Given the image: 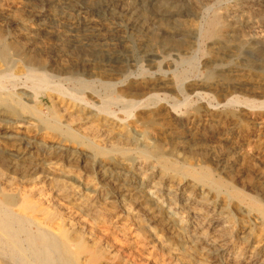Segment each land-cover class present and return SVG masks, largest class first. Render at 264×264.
<instances>
[{"label": "rangeland", "instance_id": "374dc122", "mask_svg": "<svg viewBox=\"0 0 264 264\" xmlns=\"http://www.w3.org/2000/svg\"><path fill=\"white\" fill-rule=\"evenodd\" d=\"M220 1L215 0V4L213 5L215 10L221 11L231 6L237 0ZM4 2L7 5L6 7L4 6ZM154 2L155 0H150L146 5V13L148 15L153 13ZM229 2L232 4H229ZM0 4V20L2 19V21H0V55L3 48H7L5 49L7 53V63L6 65L0 63V71L6 70L5 73L9 72L7 74L16 77L14 82L0 78V92L5 89L8 92L10 91V93L18 94L20 92L18 89L21 86L30 87V84L25 81L24 77H21L25 73L28 60L30 61L31 58H35L44 61L47 66H50L48 70L50 72H55L53 74L51 73L52 77L49 78L50 84H52L51 87L49 86L46 92L44 91L41 93V104H36L35 108H39V111L42 108L41 113H45L46 111L41 117H47L48 119L55 117L57 122L62 125H59L60 130L56 131L50 127V125L46 126L37 122L36 116L33 115L32 111L20 108L18 110V108H16L18 112L16 116H19L21 119L23 118V122L10 127V132L18 135L17 137L5 139L2 137L3 131L1 130H3V124L0 118V203L5 204L4 209L0 211V240H2L0 241V264H91L85 260L86 258L83 251H79L73 246L68 245L63 239L62 234L69 235L72 229L78 235L82 236V248L87 251L91 250L89 252L92 254L94 252L97 264H111V262L112 264H264V177H262L264 176V158L258 162L255 160L254 162L252 161V163L255 164H251L247 168L246 166L248 165L239 163L232 168V171H234L232 172L233 174H229L230 177L221 170L224 160L219 166L214 163L209 165L210 163L206 164L203 163L204 160H201L204 156L209 157L211 151L217 150V142H219V139H224V137L225 139L226 137L230 138L234 136L237 131L239 132V130L240 135L237 138V143L239 147H241L240 151L252 155L255 153L253 155L255 156L259 151L264 150V131L261 132L262 134L260 133L261 135H251L248 132V127H246V122L242 120L243 118L237 117V119L235 118L237 124L235 121L232 122L233 124L229 122L221 128L218 132L219 134L215 133L219 136L218 140L217 138L215 139L212 134L206 133V137L201 138L200 144L198 143L191 147L190 150H176L169 154L170 145L165 143L159 149H149L148 153L150 155H148V157H143L138 151L141 149V146H127V144L117 140L114 132L111 133V135L103 131V127L106 124L103 115H97L93 112L95 118L91 117V111L87 107L78 105L73 100L69 99L70 97L73 98V95H75L74 97L82 98L85 102L87 101L86 103L97 108L99 106V100L107 102L110 99H117L119 95L122 98H125V96L127 97L124 91L133 85L132 82L143 77H154L159 73L158 70L161 72L169 70L173 72L175 76H180L181 78L185 77L184 79L187 84L193 83L194 81L197 82V80L207 81L208 83H214L217 80L220 82L231 80L233 82L238 79L242 80L244 86H240V89L236 88L235 90H231L229 92L230 94H227V97H229L228 99L232 97L234 100V106H232L229 111L237 112L238 114L240 105L251 104L250 106L264 107V13L260 14L259 18H257L260 26L258 25L257 28L243 33L237 40H234L236 42L232 41L233 43L231 42L230 45H226L220 51L216 43L218 41L205 34V24L211 17L209 11H204L205 13L203 12L202 18L200 17L197 20L200 33L197 34V36L183 38L176 35L174 38H164V36L155 34L153 36L152 34L140 35L127 28L126 30L122 22L118 18H115L117 16L112 7L111 10L109 7L108 11L101 8V10L87 9L86 6L89 5L88 0H0ZM113 14L114 16H112ZM88 24L89 26H87ZM199 26H201L202 29ZM96 30L101 32L99 37L95 34ZM103 31H106V33ZM178 37H180V39ZM9 48L10 50H8ZM49 48H51V51ZM7 50L9 52H7ZM173 54H176V56L180 55V57H182L181 55L187 58L191 57L192 59L191 61L189 60L188 62L182 63L176 59V56ZM155 62L159 64L156 63V65ZM220 62L222 64H220ZM165 63L167 64L165 65ZM63 67L67 69L68 72H61L62 74H60L58 69ZM116 67L118 68L116 69ZM51 68H53V70ZM175 68H177V70ZM213 69L216 70L214 71ZM107 74H109V76ZM18 75L20 77H18ZM71 77L72 79H70ZM79 81L84 83L80 85ZM106 83L116 84L117 89L120 88L119 90H123V93H119L117 89H114V91L113 89H108L104 85ZM15 85L16 87L18 85L17 89ZM90 85L91 87H89ZM75 87H77L78 90ZM257 87L260 88L257 89ZM91 90L97 95L98 100L92 101L88 98L89 94L87 93L92 92ZM159 90L160 89H155L154 91L161 95L164 94L167 101L169 100L168 102L170 103L177 102L176 104H181L183 99H187L185 104H182L183 107L180 105L179 109L176 110L178 116L184 115L189 107H192V105L197 102L196 98L190 97L192 92L186 88L183 90L184 94H179L180 96L172 91L163 93ZM252 91H255V93ZM57 92L59 93L57 94ZM196 92L203 95V99L206 103H211L213 105L217 100H220L219 98L222 96L218 93H210L203 88L197 89ZM185 95H189L190 99L186 98ZM131 98H142V95L135 94L133 97L131 96ZM23 103L25 102L23 101ZM235 104L237 105L235 106ZM221 109L222 108H219L218 111H225L224 109L220 111ZM1 110H3L2 105H0V111ZM108 110L113 112L116 117L120 119L124 118L127 123L132 121V115L129 116L131 119L125 116L122 114L119 107L109 106ZM77 112L80 114V117L76 116ZM23 113L28 117L24 116ZM83 116L87 118H83ZM101 117H103L102 120ZM236 128L238 129L236 130ZM132 130L128 129L129 133L134 135L136 132ZM73 132L75 133L73 134ZM167 139L168 138L165 137V140ZM24 140L26 141L24 142ZM44 141L46 143L52 141L61 142L69 152L71 151L70 153H72V155H69V152L67 154H60L53 150H49L45 147ZM204 145L208 146L205 147ZM242 147L244 148L242 149ZM228 148L227 146L224 150L225 152L223 151L222 154L228 152ZM218 152L219 150L216 155ZM155 153L158 154L156 157L153 156ZM219 153H221V151ZM225 161H228L227 164L232 166L233 162L230 157L225 158ZM107 166H110V168L105 171L106 175L102 177L103 170ZM190 168L195 172L193 170L192 172ZM246 172H250V174L245 176ZM51 173H53V175ZM217 173L218 175H216ZM237 174H239L240 177ZM46 176H48L49 179H46ZM139 176H141L142 179ZM224 176L228 178L224 179ZM213 181L215 184L222 182V184H220V186H222H219V189L216 188L213 186ZM255 181H257V183ZM110 182L112 183L110 184ZM260 183H262V185ZM246 185H250L251 187ZM57 187L63 189L60 195L54 192ZM223 189H226V192ZM247 193H249V195ZM55 194L56 197L54 196ZM134 198L139 201H135ZM260 201L263 202L261 203ZM146 206L147 209L152 210V212L150 211L151 214L143 213ZM164 208L171 209L172 218L175 220L173 221V219H171L172 224H169L170 220L167 219V216L164 214ZM212 208L213 210H211ZM260 208L263 209L261 210ZM159 209H161L162 212L161 210L159 211ZM11 214H13V216ZM211 216L216 217H214V219ZM220 216L224 227L221 235L216 232L219 227L217 218ZM156 217L158 219H156ZM45 223H50L51 225L48 226V224L45 225ZM177 223H181L182 225L180 224L178 226ZM58 230L61 231V235ZM177 231L179 233H176ZM11 233L13 235H10ZM4 234L8 235L4 238ZM157 240L158 242H156ZM13 242L18 244L20 251L14 250ZM66 249L71 252H68ZM210 249H212V251ZM35 250L40 251V254L36 255L34 253L36 252ZM27 252L28 255L26 254Z\"/></svg>", "mask_w": 264, "mask_h": 264}, {"label": "bare ground", "instance_id": "6f19581e", "mask_svg": "<svg viewBox=\"0 0 264 264\" xmlns=\"http://www.w3.org/2000/svg\"><path fill=\"white\" fill-rule=\"evenodd\" d=\"M18 1V0H17ZM33 1V0H32ZM40 1V0H39ZM87 1V0H86ZM220 1V0H219ZM227 1V0H226ZM236 1V0H234ZM2 2V1H1ZM8 2V1H7ZM80 2V1H79ZM89 5H87V9L91 8V9H106L108 11L109 7L111 10V7L114 9V13L118 18L122 24L123 27L125 26V29L127 28L128 30H131L132 32L138 33L140 35L143 34H152V36L155 35H160V36H164V38H174V36L178 35L181 36L183 38H187V37H192V36H197V34L199 33V29L197 26V20L202 16L204 11H209L211 13V17L207 20L205 27H206V32L205 34L207 36H209L210 38H215L217 44H218V49H221L223 47H225L226 45H230V43L234 40H237L240 36L243 35V33H247L248 31L257 28L259 24V21L257 18H259L260 14L264 13V0H237L235 3H230L232 4L231 6L218 11L215 10L213 5L215 4V0H155L154 5H153V13L148 15L146 13V5L150 2V0H88ZM221 2V1H220ZM5 3V2H4ZM87 4V3H86ZM223 4V3H222ZM1 5V4H0ZM218 5V3H217ZM221 5V4H220ZM4 6L6 7V3L4 4ZM228 6V5H227ZM1 7V6H0ZM219 7V6H218ZM221 7V6H220ZM223 8V7H222ZM8 9V7H7ZM6 9V10H7ZM26 9V8H25ZM24 9V10H25ZM85 9V10H87ZM100 9V10H101ZM4 10V9H2ZM1 10V11H2ZM16 10V8H15ZM149 10V9H148ZM17 11V10H16ZM80 11V10H79ZM91 11V10H90ZM95 11V10H94ZM106 11V12H107ZM11 12V10H10ZM34 12V11H33ZM1 13V12H0ZM39 13V12H38ZM86 13V12H85ZM100 13V12H99ZM112 13V12H111ZM150 13V12H149ZM205 13V12H204ZM8 14V13H7ZM6 14V15H7ZM22 16V15H21ZM30 16V15H29ZM114 16V14L112 15ZM110 16V17H112ZM8 17V16H7ZM77 17V16H76ZM86 17V16H85ZM206 17V16H205ZM208 17V16H207ZM263 17V16H262ZM10 18V17H9ZM20 18V17H19ZM88 18V17H87ZM114 18V17H113ZM202 18V17H201ZM22 19V18H21ZM117 19V20H118ZM18 20V19H17ZM30 20V19H29ZM82 20V19H81ZM110 20V19H109ZM2 21V19L0 20ZM88 21V20H87ZM203 21V20H202ZM205 21V20H204ZM98 22V21H97ZM6 23V22H5ZM21 23V22H20ZM83 23V22H82ZM87 23V22H86ZM120 23V22H118ZM201 23V22H200ZM23 25V24H22ZM114 25V24H113ZM202 25V24H201ZM26 26V25H25ZM89 26V24L87 25ZM92 26V25H90ZM95 26V25H94ZM117 26V25H116ZM264 26V25H263ZM7 27V26H6ZM201 27V26H199ZM3 28V26H2ZM1 28V29H2ZM126 29V30H127ZM202 29V27H201ZM264 29V28H263ZM105 30V29H104ZM122 30V29H120ZM119 30V31H120ZM114 31V30H113ZM112 31V32H113ZM117 31V30H116ZM115 31V32H116ZM202 31V30H201ZM259 31V30H258ZM27 32V31H26ZM104 33H106V31H103ZM127 32V31H126ZM28 33V32H27ZM34 33V32H32ZM36 33V32H35ZM108 33V32H107ZM95 34L98 35V37L101 35L100 31H95ZM117 34V33H116ZM203 34V33H202ZM263 34V33H262ZM28 35V34H27ZM78 35V34H77ZM19 36V35H18ZM91 36V35H90ZM39 37V35H38ZM92 37V36H91ZM132 37V36H131ZM135 37V36H134ZM144 37V36H143ZM157 37V36H156ZM5 38V37H4ZM32 38V37H30ZM133 38V37H132ZM136 38V37H135ZM154 38V37H153ZM158 38V37H157ZM180 39V37H178ZM199 38V37H198ZM242 38V37H241ZM256 38V37H254ZM94 39V37H93ZM251 39V38H250ZM15 40V39H14ZM23 40V39H22ZM32 40V39H31ZM76 40V39H75ZM133 40V39H132ZM137 40V39H136ZM146 40V39H145ZM152 40V39H151ZM176 40V39H174ZM189 40V39H187ZM259 40V39H258ZM30 41V40H29ZM42 41V40H41ZM141 41V40H140ZM153 41V40H152ZM155 41V40H154ZM162 41V40H161ZM177 41V40H176ZM191 41V40H190ZM243 41V40H242ZM3 42V41H2ZM9 42V41H8ZM27 42V41H26ZM31 42V41H30ZM38 42V41H37ZM49 42V41H48ZM57 42V41H56ZM115 42V41H114ZM144 42V41H143ZM178 42V41H177ZM181 42V41H180ZM194 42V41H193ZM236 42V41H234ZM24 43V42H23ZM28 43V42H27ZM26 43V44H27ZM73 43V42H72ZM117 43V42H116ZM125 43V42H123ZM137 43V42H136ZM186 43V42H185ZM198 43V40H197ZM197 43L195 42V44L197 45ZM214 43V42H213ZM212 43V44H213ZM233 43V42H232ZM254 43V42H253ZM4 44V43H3ZM11 44V43H10ZM15 44V43H14ZM159 44V43H157ZM162 44V43H161ZM167 44V43H166ZM171 44V43H170ZM176 44V43H175ZM178 44V43H177ZM187 44V43H186ZM199 44V43H198ZM235 44V43H234ZM238 44V43H236ZM246 44V43H245ZM248 44V43H247ZM256 44V43H255ZM18 45V44H17ZM50 45V43H49ZM59 45V43H58ZM84 45V44H83ZM87 45V44H86ZM107 45V44H106ZM123 45V44H122ZM188 45V44H187ZM190 45V44H189ZM232 45V44H231ZM239 45V44H238ZM237 45V47H238ZM254 45V44H253ZM258 45V43H257ZM2 46V45H1ZM15 46V45H14ZM46 46V45H45ZM85 46V45H84ZM89 46V45H88ZM124 46V45H123ZM157 46V45H156ZM210 46V45H209ZM240 46V45H239ZM248 46V45H247ZM25 47V46H24ZM81 47V46H80ZM149 47V46H148ZM169 47V46H168ZM176 47V46H175ZM186 47V46H185ZM199 47V46H198ZM228 47V46H227ZM90 48V47H89ZM124 48V47H123ZM189 48V47H188ZM216 48V46H215ZM230 48V47H229ZM239 48V47H238ZM242 48V47H240ZM261 48V47H260ZM5 49L7 48H3V51L1 52L0 55V63H2V65H6L7 63V53L5 51ZM17 49V48H16ZM20 49V48H19ZM18 49V50H19ZM51 48H49L50 50ZM58 49V48H57ZM175 49V48H174ZM185 49V48H184ZM252 49V48H251ZM10 50V48L8 49ZM7 50V52H9ZM12 50V49H11ZM25 50V48H24ZM37 50V49H36ZM39 50V49H38ZM42 50V49H41ZM103 50V49H102ZM178 50V49H177ZM244 50V49H243ZM254 50V49H252ZM16 51V50H15ZM51 51V50H50ZM56 51V50H55ZM78 51V50H77ZM83 51V50H82ZM91 51V50H90ZM105 51V50H104ZM109 51V50H108ZM112 51V50H111ZM120 51V50H119ZM181 51V50H180ZM212 51V50H211ZM236 51V50H235ZM247 51V50H246ZM261 51V50H260ZM17 52V51H16ZM60 52V51H59ZM84 52V51H83ZM102 52V51H101ZM173 52V51H171ZM185 52V51H184ZM240 52V51H239ZM238 52V53H239ZM23 53V52H22ZM31 53V52H30ZM52 53V52H51ZM156 53V51H155ZM183 53V52H181ZM195 53V52H193ZM258 53V52H257ZM15 54V53H13ZM20 54V53H19ZM29 54V51H28ZM179 54V53H178ZM184 54V53H183ZM189 54V53H188ZM220 54V53H219ZM10 55V54H9ZM18 55V54H17ZM22 55V54H21ZM176 56V54H173ZM261 55V54H260ZM263 55V54H262ZM153 56V55H152ZM166 56V55H165ZM182 57L176 56L175 58L178 59L180 62L185 63L188 62L189 60L191 61V57L187 58V57H183V55H181ZM211 56V55H210ZM17 57V56H14ZM36 57V56H35ZM43 57V56H42ZM171 57V56H170ZM193 57V56H192ZM195 57V56H194ZM197 57V56H196ZM212 57V56H211ZM224 57V56H222ZM221 57V58H222ZM21 58V57H18ZM17 58V59H18ZM59 58V57H58ZM161 58V57H160ZM210 58V57H209ZM30 59V58H29ZM39 59V58H38ZM47 59V58H46ZM164 59V58H163ZM162 59V60H163ZM173 59V57H172ZM207 59V58H206ZM213 59V58H212ZM16 60V59H15ZM26 60V58H25ZM48 60V59H47ZM175 60V59H174ZM109 61V60H108ZM113 61V60H112ZM157 61V60H156ZM213 61V60H212ZM211 61V62H212ZM215 61V60H214ZM25 62V61H24ZM27 62V61H26ZM71 62V61H70ZM169 62V61H168ZM174 62V61H173ZM197 62V61H196ZM116 63V62H115ZM157 62H155L156 64ZM227 63V62H226ZM75 64V63H74ZM159 64V63H157ZM156 64V65H157ZM167 63H165L166 65ZM190 64V62H189ZM197 64V63H196ZM211 64V63H210ZM214 64V63H213ZM220 64H222L220 62ZM25 65V64H24ZM59 65V64H58ZM180 65V64H178ZM225 65V63H224ZM170 66V65H168ZM183 66V65H182ZM207 66V65H206ZM210 66V65H209ZM212 66V64H211ZM223 66V65H222ZM226 66V65H225ZM231 66V65H230ZM2 67V66H1ZM5 67V66H4ZM156 67V66H155ZM158 67V66H157ZM160 67V66H159ZM188 67V66H187ZM236 67V66H235ZM7 68V67H5ZM48 68H50V66H47L46 63L44 61L41 60H37L35 58H31L30 61L28 60V63L26 65V69H25V73L21 76L24 77L25 81L28 82L30 84V87L27 88V86H21L18 90H20V92L18 94H14V93H10V91H6L5 89L2 90L1 88V92H0V105H2L3 110L0 111V118H1V122L3 124V131L2 132V137L5 139H12L17 137L18 135L13 134L12 132H10V127L13 125H16L18 123H22L23 122V118H19V116L17 117L16 114L18 113L16 111V108L20 109H25V110H30L32 111L33 115L36 116V120L37 122L44 124L46 126L50 125V127H52L54 130L59 131L60 127L57 120L54 118L52 119H45L43 117H41V115H44L46 113H41V109L40 111L38 109L35 108L36 104H41V93H43L44 91L46 92V90L49 88V86L51 87L52 84H50L51 82L49 81L52 77L51 73L53 74L54 72L52 71L53 68H51L50 70L52 72H50L48 70ZM84 68V67H83ZM118 67H116L117 69ZM164 68V67H163ZM209 68V67H208ZM213 68V67H210ZM240 68V67H239ZM111 69V68H110ZM174 69V68H172ZM171 69V70H172ZM177 70V68H175ZM249 69V68H248ZM92 70V69H91ZM152 70V69H151ZM154 70V67H153ZM175 70V71H176ZM214 70V69H213ZM216 70V69H215ZM214 70V71H215ZM219 70V69H218ZM6 71V70H5ZM4 70L0 71V78H4L7 79L11 82H14L16 80V77L11 75V74H7L5 73ZM9 71V70H8ZM50 73H48V72ZM156 71V70H155ZM213 71V72H214ZM245 71V70H244ZM58 72H60V74L62 73H66L68 72L67 69L61 68L58 69ZM62 72V73H61ZM145 72V71H144ZM159 73H157L156 76H149V77H143L140 78L139 80L132 82L133 85L127 89L126 91H124V93L127 94V97L125 96V98H122L120 95L117 97V99H110L107 102H102L99 100V106L97 108H95L92 105H89L88 103H86L84 101V99L82 98H78V97H74L75 95H73V98H69L71 100H73L76 104L78 105H83V107H87L91 112H90V116L95 118V115L93 112H95V114H99V115H103L105 117V126L103 127V131L106 134H111L114 132V135L116 136L117 140L127 144V146H141V149L138 150L140 155L143 157H148V155H150L148 153L149 149H159L161 148L165 143H168L170 145V153L177 151H187L190 150L191 147L197 145L201 138H205L206 137V133H210L214 136V138L217 140L219 139V136L216 135L215 133H218L221 128H223V126L229 122H234L235 118L237 119V117H242L249 129V133L253 136H257L258 134H260L261 132L264 131V107H258V106H250V105H240L239 110H238V114L237 112H232L229 111L231 109L232 106H234V100L231 97L230 99H228L229 97H227V94L231 91V90H235L236 88L240 89V86H244L242 83V80H235L232 82L231 81H225V82H220V81H216L214 83H208L207 81H198L197 82H193L190 84H187L185 82V77L181 78L180 76H175L173 74V72H170L169 70L161 72L160 70H158ZM188 72V71H187ZM186 72V73H187ZM195 72V71H194ZM220 72V71H219ZM222 72V71H221ZM150 73V71H149ZM153 73V72H152ZM176 73V72H175ZM184 73V72H183ZM197 73V72H196ZM215 73V72H214ZM239 73V72H238ZM15 74V73H14ZM18 74V73H17ZM110 74V73H109ZM109 74H107L109 76ZM117 74V73H116ZM139 74V73H138ZM136 74V75H138ZM144 74V73H143ZM146 74V73H145ZM223 74V73H222ZM235 74V73H234ZM105 75V74H104ZM148 75V74H146ZM182 75V74H181ZM198 75V74H197ZM229 75V74H228ZM116 76V75H115ZM132 76V75H131ZM143 76V75H142ZM141 76V77H142ZM213 76V75H212ZM215 76V75H214ZM235 76V75H233ZM239 76V75H238ZM245 76V75H244ZM247 76V75H246ZM250 76V75H249ZM18 77H20L18 75ZM58 77V76H57ZM130 77V76H129ZM134 77V76H133ZM139 77V76H138ZM222 77V76H221ZM220 77V78H221ZM64 78V77H63ZM237 78V77H236ZM262 78V77H261ZM68 79V78H67ZM72 79V77L70 78ZM127 79V78H126ZM184 79V80H183ZM200 79V78H199ZM216 79V78H215ZM223 79V78H222ZM228 79V78H227ZM245 79V78H244ZM1 80V79H0ZM3 80V79H2ZM21 80V79H20ZM19 80V81H20ZM108 80V78H107ZM117 80V79H116ZM122 80V79H121ZM133 80V79H132ZM187 80V79H186ZM211 80V79H210ZM221 80V79H220ZM229 80V79H228ZM246 80V79H245ZM260 80V79H259ZM4 81V80H3ZM18 81V82H19ZM73 81V80H72ZM71 81V82H72ZM77 81V80H75ZM84 81V80H83ZM112 81V80H110ZM130 81V80H129ZM248 81V80H247ZM256 81V80H254ZM262 81V80H261ZM6 82V81H5ZM68 82V81H67ZM118 82V81H117ZM125 82V81H124ZM128 82V81H127ZM260 82V81H259ZM258 82V83H259ZM17 83V82H16ZM76 83V82H75ZM84 82L79 81V84H83ZM121 83V81H120ZM245 83V82H244ZM252 83V82H251ZM262 83V82H260ZM259 83V84H260ZM264 83V82H263ZM7 84V83H6ZM59 84V83H58ZM65 84V83H64ZM78 84V83H77ZM248 84V83H247ZM258 84V85H259ZM55 85V83H54ZM102 85V84H101ZM108 89L114 91V89H117V85L116 84H111V83H106L104 84ZM124 85V84H122ZM256 85V84H255ZM16 87V85H15ZM18 87V85H17ZM16 87V89H17ZM91 87V85L89 86ZM116 87V88H115ZM246 87V85H245ZM7 88V87H6ZM77 90L78 88L75 87ZM82 88V87H81ZM100 88V87H99ZM184 88L188 89L190 92H192V95L190 96L191 98H196L197 102L194 103V105H192V107H189L188 111L182 115V116H178L176 114V110L179 109L180 105L181 107H183V105L185 104L187 99H183L182 103H170L167 101L166 96L163 94H158L156 93L154 90L155 89H160L159 91L167 92V91H172L177 93V95L182 94ZM199 88H203L206 91L210 92V93H218L219 95H222L221 98H219L220 100H217L214 105L211 103H206L203 99V95L201 93L196 92L197 89ZM250 88V87H248ZM252 88V87H251ZM254 88V87H253ZM260 87H257V89ZM12 89V88H10ZM55 89V88H54ZM86 89V87H85ZM88 89V88H87ZM90 89V88H89ZM103 89V88H102ZM106 89V88H104ZM120 88H118L117 90H119ZM123 89V88H122ZM244 89V88H243ZM263 89V87H262ZM15 90V89H12ZM57 90V88H56ZM58 90H59V85H58ZM63 90V89H62ZM60 90V91H62ZM83 90V89H82ZM81 90V91H82ZM93 90V89H92ZM91 90V91H92ZM247 90V89H246ZM250 90V89H249ZM255 90V89H254ZM51 91V90H50ZM59 91V92H60ZM104 91V90H102ZM112 91V92H113ZM123 91V90H122ZM121 90H119V93H123ZM256 91V90H255ZM255 91H252L253 93H255ZM262 91V90H261ZM49 92V91H47ZM56 92V91H55ZM57 92V94L59 93ZM68 92V91H66ZM88 92V91H87ZM96 92V91H95ZM105 92V91H104ZM117 92V93H118ZM17 93V92H16ZM50 93V92H49ZM62 93V92H61ZM109 93V92H108ZM107 93V94H108ZM204 93V92H203ZM234 93V92H233ZM240 93V92H239ZM244 93V92H243ZM258 93V91H257ZM69 94V93H67ZM89 94L90 100L92 101H96L98 100L97 95L92 91L87 93ZM135 94H141L142 98H137V99H133L131 98V96L133 97ZM168 94V93H167ZM184 94V93H183ZM207 94V93H206ZM205 94V95H206ZM230 94V93H229ZM63 95V94H62ZM66 95V94H65ZM64 95V97H65ZM80 95V94H79ZM102 95V94H101ZM190 95V94H189ZM186 96V98L190 99V97ZM209 95V94H208ZM215 95V94H214ZM69 96V95H67ZM111 96V95H110ZM174 96V95H173ZM172 96V97H173ZM180 96V95H179ZM236 96V95H235ZM263 96V95H262ZM184 97V96H183ZM215 97V96H214ZM62 98V97H61ZM178 98V97H177ZM185 98V97H184ZM206 98V96H205ZM213 98V97H212ZM217 98V99H218ZM236 98V97H235ZM49 99V98H48ZM51 99V98H50ZM56 99V98H55ZM193 100V99H192ZM191 100V102H192ZM23 101L25 103H23ZM52 101V100H51ZM181 101V100H180ZM214 101V100H213ZM237 101V100H236ZM244 102V101H243ZM53 103V102H52ZM190 103V102H189ZM253 103V102H252ZM255 103V102H254ZM259 103V102H258ZM43 104V103H42ZM54 104V103H53ZM183 104V105H182ZM257 104V103H256ZM263 104V103H262ZM52 105V104H51ZM73 105V104H72ZM188 105V104H187ZM237 104H235L236 106ZM54 106V105H53ZM52 106V108H53ZM109 106H115V107H119L120 111L122 112V114H124L125 116L129 117L130 115H132V121L130 123H127L126 120L124 118L120 119L118 117L115 116V114L111 111L108 110ZM55 108V106H54ZM53 108V109H54ZM82 108V107H81ZM222 108L225 111L224 112H219L218 109ZM181 109V108H180ZM184 109V108H183ZM222 109L220 111H222ZM238 109V108H237ZM67 110V109H66ZM82 110V109H81ZM88 110V111H89ZM66 112V111H65ZM69 112V111H68ZM185 112V110H184ZM27 113V112H26ZM55 113V112H54ZM117 113V112H116ZM120 113V112H119ZM118 113V114H119ZM31 114V113H30ZM29 114V115H30ZM56 114V113H55ZM121 114V113H120ZM24 115V113H23ZM22 115V117H23ZM27 116V115H24ZM47 116V115H46ZM56 116V115H55ZM77 117H80V114L77 112L76 114ZM82 116V115H81ZM28 117V116H27ZM72 117V116H71ZM86 117V116H85ZM83 116V118H85ZM97 117V116H96ZM31 118V117H30ZM75 118V117H74ZM82 118V119H83ZM87 118V117H86ZM130 118V117H129ZM72 119V118H71ZM78 119V118H77ZM103 119V117H101V120ZM131 119V118H130ZM75 120V119H74ZM73 120V121H74ZM99 120V118H98ZM239 120V119H238ZM30 121V120H29ZM91 121V119H90ZM128 121V119H127ZM241 121V120H240ZM76 122V121H75ZM92 122V121H91ZM82 123V122H81ZM97 123V122H96ZM236 123V121H235ZM242 123V122H241ZM63 124V123H62ZM84 124V122H83ZM233 124V123H232ZM237 124V123H236ZM30 125V124H29ZM91 125V123H90ZM93 125V124H92ZM229 125V124H228ZM27 126V125H26ZM62 126V125H61ZM65 126V125H64ZM67 126V125H66ZM83 126V125H82ZM88 126V125H87ZM240 126V125H239ZM245 127V128H246ZM226 128V127H225ZM65 129V128H64ZM88 129V128H87ZM128 129H133L136 133L134 135H132L131 133H129ZM238 128H236L237 130ZM242 129V128H241ZM247 129V130H248ZM67 130V128H66ZM69 130V127H68ZM84 130V129H83ZM132 130V131H133ZM235 130V131H236ZM243 130V129H242ZM63 131V130H62ZM93 131V130H92ZM226 131V130H225ZM72 132V131H71ZM94 132V131H93ZM131 132V131H130ZM223 132V130H222ZM231 132V131H230ZM233 132V131H232ZM16 133V132H15ZM75 132H73L74 134ZM242 133V132H241ZM93 134V133H92ZM131 134V135H130ZM219 134V133H218ZM245 134V133H244ZM262 134V133H261ZM260 134V135H261ZM112 135V134H111ZM226 135V134H225ZM240 135V130L239 132L237 131V133L228 138L224 137V139H219L217 142L218 146H217V150H213L211 151L210 156H204L202 157L201 160H204L203 163H210L209 165H211V163L216 164L217 166H219V164L221 165V162L224 160V164L223 166H221V170L225 173V174H231L232 168H234L235 166H237L239 163L242 165H248L246 166L249 167V165L251 164H255L252 163V161L254 162V160L256 162L260 161L261 159L264 158V150L261 151H257L258 154L253 156L255 153L250 154V153H244L240 151L239 144L237 143V138ZM76 136V135H75ZM108 136V135H107ZM212 136V138H213ZM218 136V137H216ZM243 136V135H241ZM65 137V136H64ZM79 137V135H78ZM165 137H167L168 139L165 140ZM210 137V135H209ZM223 137V136H222ZM246 137V136H245ZM259 137V136H258ZM23 138V137H22ZM82 138V137H81ZM86 138V137H85ZM248 138V137H247ZM246 138V139H247ZM264 138V137H263ZM112 139V138H111ZM259 139V138H258ZM262 139V138H261ZM260 139V140H261ZM84 140V139H83ZM213 140V139H212ZM244 140V139H243ZM252 140V139H251ZM257 140V139H256ZM21 141V139H20ZM26 140H24L25 142ZM86 141V139H85ZM167 141V142H166ZM204 141V140H203ZM262 141V140H261ZM45 142V141H44ZM109 142V141H108ZM114 142V141H113ZM208 142V141H207ZM210 142V141H209ZM239 142V141H238ZM264 142V141H263ZM91 143V142H90ZM110 143V142H109ZM116 143V142H115ZM205 143V141H204ZM213 143V142H212ZM246 143V142H245ZM18 144V143H17ZM45 147L49 150H53L56 153H60V154H64V153H68L69 150L61 143V142H49V143H44ZM200 144V143H199ZM251 144V143H250ZM249 144V145H250ZM92 145V144H91ZM104 145V144H103ZM109 145V144H108ZM212 145V144H211ZM256 145V144H255ZM263 145V144H262ZM126 146V145H125ZM205 146V145H204ZM208 146V145H207ZM205 146V147H207ZM227 146L229 147V151L222 154V152L225 150V148H227ZM247 146V145H246ZM96 147V146H95ZM211 147V146H209ZM208 147V148H209ZM214 147V146H213ZM252 147V146H251ZM102 148V145H101ZM107 148V147H106ZM124 148V147H123ZM136 148V147H135ZM199 148V147H198ZM244 147H242L243 149ZM250 148V147H249ZM126 149V148H125ZM131 149V148H130ZM214 149V148H212ZM95 150V149H94ZM103 150V149H102ZM108 150V149H107ZM119 150V149H118ZM127 150V149H126ZM209 150V149H208ZM219 150V152L221 151V153L218 152V154L216 155L217 151ZM256 150V149H255ZM136 151V150H135ZM71 152V151H70ZM68 153L69 155H72V153ZM77 152V151H76ZM79 152V151H78ZM104 152V151H103ZM107 152V151H106ZM151 152V151H150ZM208 152V151H206ZM225 152V151H224ZM246 152V151H245ZM253 152V150H252ZM7 153V152H6ZM100 153V152H99ZM124 153V152H123ZM154 153V152H153ZM167 153V152H166ZM190 153V152H188ZM204 153V151H203ZM202 153V155H203ZM23 154V153H22ZM117 154V153H115ZM130 154V153H129ZM168 154V155H169ZM199 154V153H198ZM207 154V153H205ZM15 155V154H13ZM29 155V154H28ZM86 155V153H85ZM88 155V154H87ZM114 155V154H113ZM152 155V154H151ZM158 154H154L153 156L156 157ZM165 155V154H164ZM173 155V154H172ZM178 155V154H176ZM185 155V154H184ZM196 155V153H195ZM22 156V155H21ZM20 156V157H21ZM56 156V154H55ZM151 156V157H153ZM27 157V156H26ZM57 157V156H56ZM67 157V155H66ZM65 157V158H66ZM169 157V156H168ZM172 157V156H171ZM184 157V156H183ZM230 157L232 159V166H230V164H227L228 161H225V158ZM13 158V157H12ZM19 158V157H18ZM76 158V157H75ZM118 158V157H117ZM163 158V157H162ZM170 158V157H169ZM168 158V160H169ZM199 158V157H198ZM197 158V159H198ZM151 159V158H150ZM160 159V158H159ZM175 159V158H174ZM178 159V158H177ZM176 159V161H177ZM184 159V158H183ZM190 159V158H189ZM12 160V159H10ZM28 160V159H27ZM146 160V159H145ZM155 160V159H154ZM173 160V159H172ZM199 160V159H198ZM200 160V161H201ZM33 161V160H31ZM30 161V162H31ZM161 161V160H160ZM196 161V160H195ZM198 161V162H200ZM10 162V161H9ZM18 162V161H17ZM26 162V161H25ZM165 162V160H164ZM170 162V160H169ZM173 162V161H172ZM178 162V161H177ZM197 162V161H196ZM21 163V162H20ZM29 163V162H28ZM103 163V162H102ZM144 163V162H143ZM150 163V162H149ZM192 163V162H191ZM202 163V161H201ZM231 163V162H230ZM18 164V163H16ZM50 164V163H49ZM48 164V165H49ZM58 164V163H57ZM159 164V163H158ZM173 164V163H171ZM181 164V163H180ZM188 164V163H187ZM196 164V163H195ZM263 164V163H262ZM24 165V164H23ZM34 165V164H33ZM41 165V164H40ZM45 165V164H44ZM52 165V164H51ZM150 165V164H149ZM148 165V167H149ZM154 165V164H153ZM170 165V164H169ZM175 165V164H174ZM191 165V164H190ZM204 165V164H203ZM29 166V165H28ZM47 166V165H46ZM101 166V164H100ZM113 166V165H112ZM146 166V165H145ZM152 166V165H151ZM166 166V165H165ZM184 166V165H182ZM187 166V165H186ZM200 166V165H199ZM202 166V165H201ZM213 166V165H212ZM258 166V163H257ZM256 166V167H257ZM262 166V165H261ZM58 167V166H57ZM157 167V166H156ZM180 167V166H179ZM189 167V166H188ZM204 167V166H203ZM209 167V166H208ZM245 167V166H244ZM252 167V166H251ZM260 167V166H259ZM27 168V167H26ZM42 168V167H41ZM46 168V167H45ZM101 168V167H100ZM110 168V166H107L104 168L103 173H102V177H104L105 171H107ZM117 168V167H116ZM120 168V167H119ZM173 168V167H172ZM181 168V167H180ZM185 168V167H184ZM192 168V167H191ZM190 168V169H191ZM197 168V167H196ZM206 168V167H205ZM214 168V167H213ZM34 169V168H33ZM112 169V168H111ZM161 169V168H160ZM183 169V168H181ZM180 169V171H181ZM217 169V168H216ZM241 169V168H240ZM256 169V168H255ZM45 170V169H44ZM140 170V169H139ZM138 170V171H139ZM185 170V169H184ZM193 169H191L192 171ZM196 170V169H195ZM200 170V169H199ZM207 170V169H206ZM264 170V168H263ZM52 171V170H51ZM100 171V170H99ZM113 171V170H112ZM117 171V170H116ZM146 171V170H145ZM164 171V170H163ZM167 171V170H166ZM194 171V170H193ZM192 171V172H193ZM201 171V170H200ZM236 171V170H235ZM247 171V169H246ZM253 171V170H252ZM41 172V171H40ZM47 172V171H46ZM50 172V171H49ZM53 172V171H52ZM115 172V171H114ZM174 172V171H173ZM177 172V171H176ZM179 172V171H178ZM187 172V171H186ZM190 172V171H189ZM195 172V171H194ZM241 172V171H240ZM239 172V173H240ZM264 172V171H263ZM42 173V172H41ZM48 173V172H47ZM57 173V171H56ZM60 173V172H59ZM136 173V172H135ZM144 173V172H143ZM147 173V172H146ZM199 173V172H198ZM210 173V172H209ZM208 173V174H209ZM238 173V172H237ZM242 173V172H241ZM255 173V172H254ZM31 174V173H29ZM45 174V172H44ZM53 175V173H51ZM112 174V173H111ZM117 174V173H116ZM119 174V171H118ZM139 174V173H138ZM137 174V175H138ZM142 174V173H141ZM192 174V173H190ZM195 174V173H194ZM193 174V175H194ZM211 174V173H210ZM233 174V173H232ZM250 172H246V175H249ZM252 174V173H251ZM61 175V174H58ZM122 175V174H121ZM127 175V174H126ZM167 175V174H166ZM207 175V174H206ZM205 175V176H206ZM218 175V173L216 174ZM239 176V174H237ZM241 175V174H240ZM243 175V174H242ZM260 175V174H258ZM203 176V175H202ZM210 176V175H209ZM214 176V175H213ZM212 176V177H213ZM251 176V175H250ZM261 176V175H260ZM107 177V176H106ZM112 177V176H111ZM127 177V176H125ZM138 177V176H137ZM141 178V176H139ZM144 177V176H143ZM197 177V176H194ZM230 177V176H229ZM240 177V176H239ZM244 177V176H243ZM253 177V176H251ZM264 177V176H262ZM39 178V176H38ZM46 179H49L48 176L45 177ZM44 178V179H45ZM199 178V177H198ZM211 178V177H210ZM208 178V179H210ZM226 177L224 176V179ZM228 178V177H227ZM226 178V179H227ZM247 178V177H246ZM245 178V179H246ZM256 178V177H254ZM102 179V178H101ZM111 179V178H110ZM139 179V178H137ZM142 179V178H141ZM207 179V180H208ZM253 179V178H252ZM262 179V178H261ZM36 180V179H35ZM113 180V179H112ZM132 180V179H131ZM238 180V179H237ZM254 180V179H253ZM135 181V180H134ZM211 181V180H209ZM208 181V182H209ZM215 181V180H214ZM213 181V186H215L216 188H220V184H215ZM228 181V180H226ZM239 181V180H238ZM237 181V182H238ZM243 181V180H242ZM241 181V182H242ZM116 182V181H115ZM159 182V181H158ZM212 182V181H211ZM217 182V181H216ZM220 182V181H219ZM225 182V181H223ZM230 182V181H229ZM239 182V183H241ZM244 182V181H243ZM257 183V181H255ZM112 182H110L111 184ZM163 183V182H162ZM173 183V181H172ZM178 183V182H177ZM227 183V182H226ZM225 183V184H226ZM249 183V182H248ZM42 184V183H41ZM115 184V183H114ZM118 184V183H117ZM194 184V183H193ZM224 184V185H225ZM259 184V182H258ZM257 184V185H258ZM262 185V183H260ZM49 185V183H48ZM133 185V184H132ZM209 185V184H208ZM223 185V186H224ZM230 185V184H229ZM264 185V184H263ZM220 186V187H219ZM228 186V184H227ZM245 186V185H244ZM251 187L250 185H246ZM259 186V185H258ZM198 187V186H197ZM209 187V186H208ZM229 187V186H228ZM255 187V186H254ZM257 187V186H256ZM147 188V187H145ZM150 188V187H149ZM194 188V187H193ZM200 188V187H199ZM226 188V187H223ZM233 188V187H232ZM122 189V188H121ZM134 189V188H133ZM176 189V188H175ZM205 189V188H204ZM230 189V188H229ZM236 189V188H235ZM244 189V187H243ZM246 189V188H245ZM125 190V189H124ZM137 190V189H135ZM134 190V191H135ZM152 190V189H151ZM154 190V189H153ZM224 190V189H223ZM226 190V189H225ZM224 190V191H225ZM242 190V189H240ZM239 190V191H240ZM253 190V189H251ZM259 190V189H258ZM257 190V191H258ZM61 191H63L62 188L57 187L56 190L54 192H56L58 195L61 194ZM119 191L121 192V190L119 189ZM145 191V190H144ZM143 191V192H144ZM150 191V190H149ZM169 191V190H168ZM198 191V190H197ZM222 191V190H221ZM234 191V190H233ZM248 191V190H247ZM254 191V190H253ZM256 191V190H255ZM117 192V191H116ZM153 192V191H152ZM158 192V191H156ZM209 192V190H208ZM226 192V191H225ZM232 192V191H231ZM242 192V191H240ZM172 193V192H171ZM198 193V192H197ZM207 193V192H206ZM228 193V191H227ZM238 193V192H237ZM246 193V192H245ZM254 193V192H253ZM252 193V194H253ZM263 193V192H262ZM150 194V193H149ZM155 194V193H154ZM200 194V193H199ZM249 195V193H247ZM245 194V195H247ZM128 195V194H127ZM130 195V194H129ZM135 195V193H134ZM146 195V194H145ZM148 195V194H147ZM153 195V194H152ZM173 195V193H172ZM208 195V194H207ZM56 197V194L54 195ZM104 196V195H103ZM125 196V195H123ZM137 196V194H136ZM149 196V195H148ZM228 196V195H227ZM253 196V195H252ZM98 197V196H97ZM100 197V195H99ZM118 197V196H117ZM132 197V196H131ZM140 197V195H139ZM172 197V196H171ZM229 197V196H228ZM246 197V196H245ZM257 197V196H256ZM263 197V196H262ZM107 198V197H106ZM133 198V197H132ZM157 198V197H156ZM187 198V197H186ZM212 198V197H211ZM248 198V197H247ZM252 198V197H251ZM255 198V197H254ZM100 199V198H99ZM173 199V198H172ZM203 199V198H202ZM206 199V198H205ZM209 199V198H208ZM233 199V198H232ZM236 199V198H235ZM123 200V199H122ZM135 200V198H134ZM133 200V201H134ZM245 200V198H244ZM243 200V201H244ZM260 200V199H259ZM137 201V200H135ZM134 201V202H135ZM139 201V200H138ZM137 201V202H138ZM153 201V200H152ZM209 201V200H208ZM251 201V199H250ZM249 201V202H250ZM141 202V201H140ZM210 202V201H209ZM241 202V201H240ZM256 202V201H255ZM261 202V201H260ZM263 202V201H262ZM261 202V203H262ZM105 203V202H104ZM128 203V202H126ZM136 203V202H135ZM158 203V202H157ZM258 203V201H257ZM103 204V203H102ZM134 204V203H133ZM138 204V203H137ZM135 204V205H137ZM169 204V203H168ZM104 205V204H103ZM120 205V204H119ZM141 205V204H140ZM185 205V204H184ZM214 205V204H213ZM255 205L257 206V204L255 203ZM5 204L4 203H0V211H2V209H4ZM121 206V205H120ZM129 206V205H128ZM206 206V205H205ZM263 206V205H262ZM261 206V207H262ZM20 207V206H19ZM145 207V206H142ZM158 207V205H157ZM169 207V206H168ZM203 207V206H202ZM209 207V206H208ZM260 207V206H259ZM122 208V207H121ZM140 208V207H139ZM167 208V207H166ZM36 209V208H35ZM130 209V208H129ZM142 209V208H140ZM219 209V208H218ZM261 209V208H260ZM263 209V208H262ZM261 209V210H262ZM161 209H159L160 211ZM171 209H163L164 214L167 216V219L170 220L169 224H172L171 219L172 218V213L170 211ZM213 210V208L211 209ZM258 210V209H257ZM127 211V208H126ZM150 211L152 212V210L144 209L143 213L146 214H151ZM190 211V210H189ZM196 211V210H195ZM220 211V210H219ZM264 211V210H263ZM157 212V211H156ZM155 212V213H156ZM162 212V210H161ZM160 212V213H161ZM258 212V211H257ZM32 213V212H31ZM94 213V212H93ZM194 213V212H193ZM262 213V212H261ZM6 214V213H5ZM8 214V213H7ZM177 214V213H176ZM175 214V215H176ZM209 214V213H208ZM13 216V214H11ZM36 215V214H35ZM155 215V214H154ZM153 215V216H154ZM262 215V214H261ZM11 216V217H12ZM16 216V215H15ZM38 216V215H37ZM148 216V215H147ZM156 216V215H155ZM154 216V217H155ZM164 216V215H163ZM217 216V214H216ZM214 216V217H216ZM226 216V215H225ZM201 217V216H200ZM212 217V216H211ZM212 217V218H214ZM10 218V217H9ZM20 218V217H19ZM22 218V217H21ZM27 218V217H26ZM37 218V217H36ZM206 218V217H205ZM156 219H158L156 217ZM153 219V220H156ZM166 219V218H165ZM166 219V220H167ZM215 219V218H214ZM213 219V220H214ZM179 220V219H177ZM176 220V221H177ZM40 221V220H39ZM173 221H175L173 219ZM209 221V220H208ZM217 221H219V227L218 230L216 231L218 234H222L224 227H223V223L221 222V216L217 218ZM6 223V222H5ZM208 223V222H207ZM212 223V222H211ZM48 224V226H50V223H45V225ZM168 224V222H167ZM181 224V223H180ZM179 223H177V225H180ZM210 224V223H209ZM213 224V223H212ZM34 225V224H33ZM165 225V224H164ZM182 225V224H181ZM215 225V223H214ZM169 226V225H168ZM226 226V225H224ZM166 227V226H165ZM164 227V228H165ZM176 227V226H175ZM183 227V226H182ZM49 228V227H48ZM174 228V227H173ZM177 228V227H176ZM1 229V228H0ZM5 229V228H4ZM167 229V228H166ZM15 230V229H14ZM173 230V229H172ZM180 230V229H179ZM72 232L68 235V234H62L63 239L65 240V242L70 245L73 246L75 249L77 250H81L83 251V253L85 254V260L91 264H97L96 261L97 259L95 258L94 252L93 254L90 253L89 251L91 250H86L82 248V243H83V239L82 236L78 235L73 229L71 230ZM183 231V230H182ZM215 231V230H214ZM1 232V231H0ZM7 232V231H6ZM45 232V231H44ZM59 234L61 235V231L58 230ZM176 233H179L178 231ZM175 233V234H176ZM1 234V233H0ZM227 234V233H226ZM6 235L8 234H4L3 237L5 238ZM10 235H13L12 233ZM19 235V234H18ZM181 235V233H180ZM215 235V233H214ZM54 236V235H53ZM177 236V235H176ZM103 238V237H102ZM97 239V238H96ZM157 239V238H156ZM155 239V240H156ZM214 239V238H213ZM226 239V238H225ZM106 240V239H105ZM219 240V239H218ZM2 241V240H0ZM21 241V240H20ZM23 241V240H22ZM87 241V240H85ZM107 241V240H106ZM158 242V240L156 241ZM98 244V243H97ZM24 245V244H22ZM26 245V244H25ZM162 245V244H161ZM39 246V245H38ZM25 247V246H24ZM27 247V246H26ZM31 247V246H30ZM162 247V246H161ZM13 248L15 251H20L18 248V244L16 242H13ZM210 248V247H209ZM36 249V248H35ZM6 250V249H5ZM67 250V249H66ZM212 251V249H210ZM216 250V249H215ZM27 251V250H26ZM36 252H34L36 255L40 254V251L35 250ZM68 251V250H67ZM70 251V250H69ZM68 251V252H69ZM219 251V250H218ZM71 252V251H70ZM119 252V251H118ZM19 253V252H18ZM207 253V252H206ZM7 254V253H6ZM28 255V252L26 253ZM208 254V253H207ZM217 254V253H216ZM8 255V254H7ZM23 255V254H22ZM54 255V254H52ZM255 256V255H254ZM256 257V256H255ZM11 258V257H10ZM66 258V257H64ZM213 258V256H212ZM14 259V258H13ZM33 259V258H32ZM126 259V258H125ZM215 259V258H214ZM258 259V258H257ZM17 260V259H16ZM82 261V260H81ZM77 262V261H76ZM82 263V262H81ZM108 263V262H107ZM46 264V263H45ZM74 264V263H73ZM112 264V262H111Z\"/></svg>", "mask_w": 264, "mask_h": 264}]
</instances>
